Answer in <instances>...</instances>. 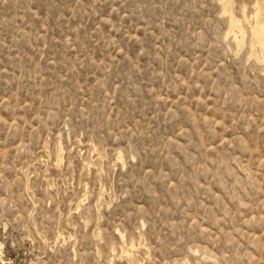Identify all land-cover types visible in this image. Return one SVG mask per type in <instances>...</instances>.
<instances>
[{"label":"rangeland","instance_id":"374dc122","mask_svg":"<svg viewBox=\"0 0 264 264\" xmlns=\"http://www.w3.org/2000/svg\"><path fill=\"white\" fill-rule=\"evenodd\" d=\"M230 1L0 0V264H264V0Z\"/></svg>","mask_w":264,"mask_h":264},{"label":"bare ground","instance_id":"6f19581e","mask_svg":"<svg viewBox=\"0 0 264 264\" xmlns=\"http://www.w3.org/2000/svg\"><path fill=\"white\" fill-rule=\"evenodd\" d=\"M223 1H225L224 3H226L227 5H229L230 3H229V1L230 0H228V1H226V0H223ZM231 3H232V0L230 1ZM223 3V4H224ZM263 4V3H262ZM231 5V4H230ZM230 5H229V7H230ZM223 6H225V5H223ZM228 7V6H227ZM232 7V6H231ZM256 7H258V9H260V4H257L256 5ZM229 9V8H228ZM257 9V10H258ZM227 11V10H226ZM259 11V10H258ZM244 12V11H243ZM226 13V12H225ZM258 14H259V12L256 14V16H254L255 18H257L258 17ZM261 14V13H260ZM259 14V15H260ZM231 15V17H232V14H230ZM246 17V16H245ZM233 18V17H232ZM231 19V18H230ZM259 19V18H258ZM238 20V19H237ZM236 20V21H237ZM256 20V19H255ZM231 22V21H230ZM235 22V21H234ZM255 23H256V21H255ZM255 25V24H254ZM239 27H240V25H238ZM231 27V26H230ZM255 27V26H254ZM253 28V27H252ZM254 29V28H253ZM254 31V34H255V38H256V44H254V45H256L257 47H259V49H261L263 52H264V28L263 27H260V26H256L255 27V29L253 30ZM252 31V32H253ZM243 32V31H242ZM239 33V32H238ZM242 38V37H241ZM244 42V41H243ZM254 43V42H253ZM255 46V47H256ZM258 50V49H257ZM261 53V52H260ZM126 254H128L127 252H126Z\"/></svg>","mask_w":264,"mask_h":264}]
</instances>
